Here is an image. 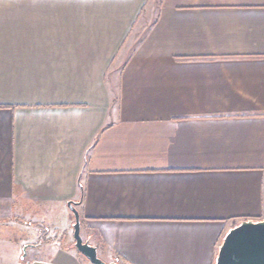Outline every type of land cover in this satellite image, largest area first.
Segmentation results:
<instances>
[{
    "label": "crops",
    "instance_id": "0c3cea01",
    "mask_svg": "<svg viewBox=\"0 0 264 264\" xmlns=\"http://www.w3.org/2000/svg\"><path fill=\"white\" fill-rule=\"evenodd\" d=\"M69 201L117 264H213L264 219V0H0V211L62 243Z\"/></svg>",
    "mask_w": 264,
    "mask_h": 264
},
{
    "label": "water",
    "instance_id": "95a60500",
    "mask_svg": "<svg viewBox=\"0 0 264 264\" xmlns=\"http://www.w3.org/2000/svg\"><path fill=\"white\" fill-rule=\"evenodd\" d=\"M78 202L69 201L68 208L73 214V242L75 250L91 264H117L105 262L98 255L96 248L83 241L80 236V218L76 209ZM23 248L21 260L26 256ZM15 264H54L45 261H26ZM130 264V263H127ZM213 264H264V219L259 221L243 220L229 229L217 249Z\"/></svg>",
    "mask_w": 264,
    "mask_h": 264
},
{
    "label": "rangeland",
    "instance_id": "374dc122",
    "mask_svg": "<svg viewBox=\"0 0 264 264\" xmlns=\"http://www.w3.org/2000/svg\"><path fill=\"white\" fill-rule=\"evenodd\" d=\"M7 210L8 211L4 210L3 212L0 211V264H11L13 261L21 262L23 248L27 244H31V248H29L28 245L25 246L28 248H26V256L23 259L24 262L29 261V259H45L54 250V247L56 248L60 245L74 247V242L69 234L68 238L64 239L62 243L57 239L42 243L40 236L47 235L48 232L49 235L51 233L48 231L47 226L32 224V219L29 217H23V214L20 215V219L15 218L13 220L11 219V211L9 209ZM15 215L16 211L14 212V217ZM12 222L14 226L11 225ZM12 226L14 229L10 228ZM29 232L33 234L30 238L31 242H29V239V243H27L26 240H19L26 238V234ZM44 232H46V234H44ZM34 234L37 235V237L34 236ZM51 236L55 239V236L60 235L51 234Z\"/></svg>",
    "mask_w": 264,
    "mask_h": 264
},
{
    "label": "flooded vegetation",
    "instance_id": "af4514ba",
    "mask_svg": "<svg viewBox=\"0 0 264 264\" xmlns=\"http://www.w3.org/2000/svg\"><path fill=\"white\" fill-rule=\"evenodd\" d=\"M21 262H24V260H21Z\"/></svg>",
    "mask_w": 264,
    "mask_h": 264
}]
</instances>
